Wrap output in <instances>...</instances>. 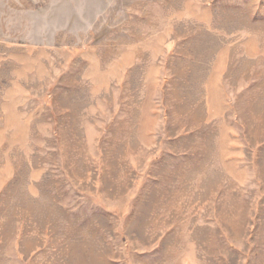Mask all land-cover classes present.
Wrapping results in <instances>:
<instances>
[{
	"label": "rangeland",
	"instance_id": "1",
	"mask_svg": "<svg viewBox=\"0 0 264 264\" xmlns=\"http://www.w3.org/2000/svg\"><path fill=\"white\" fill-rule=\"evenodd\" d=\"M0 264H264V0H0Z\"/></svg>",
	"mask_w": 264,
	"mask_h": 264
}]
</instances>
